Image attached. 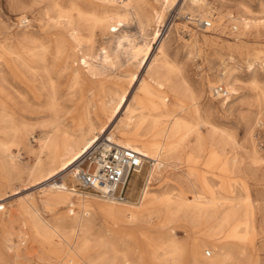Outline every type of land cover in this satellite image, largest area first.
I'll use <instances>...</instances> for the list:
<instances>
[{
    "label": "rangeland",
    "instance_id": "1",
    "mask_svg": "<svg viewBox=\"0 0 264 264\" xmlns=\"http://www.w3.org/2000/svg\"><path fill=\"white\" fill-rule=\"evenodd\" d=\"M210 1L222 7L224 12L230 10L236 17L245 15L257 19L259 25L250 31L227 19L223 25L205 29L199 22L204 20L189 10L190 0H177L174 6L172 0H143L144 15L152 17L156 9L165 14L164 21L153 18L145 35L140 32L135 18L120 28L137 37L140 46L148 44L149 50L144 48L138 58L120 52L119 60L104 71V77L90 75L85 68L82 83L75 88L74 66L82 64L84 57L97 61L104 56L105 50L114 57L116 40L111 42L110 34L99 33L94 48L88 51L85 42L76 43L73 31L65 18H59L57 9L67 11L78 6L89 14L94 5L85 0H0V96L11 102L6 111L0 110V161L5 156L4 137L7 135L11 140L13 136L11 119L20 121L24 118L30 127L33 126L26 144H10L15 156L20 153L22 175L19 172L9 175L0 170V264H17L16 255L20 251L29 256L23 257L20 261L23 264H64L68 250L81 258V264H193L194 259L215 257L218 249L220 253L228 254L227 264H264V0ZM187 16L199 21L189 20ZM29 44L45 45L42 48L48 56L45 55L46 68L36 65L27 69L20 63L15 67L13 57ZM162 44L167 60L184 68L199 94L205 117L228 135L224 156L229 158L233 192L221 190L222 179L205 167L208 151L202 155L200 165L207 182L221 194L219 198L225 205L209 207L208 217H199L198 210L192 206H185L179 213L171 215L181 200H192L201 186L194 185L187 177L185 167L178 169L168 165L152 181L149 211L134 221L113 219L93 210L79 221V214L84 213L77 205L78 197H82L79 195L81 190H77L73 207L45 205L43 193L36 185L38 181L29 176L35 159L27 153L26 147L37 148L43 131L49 132L48 128L40 127L42 115L53 114L45 107L49 96L56 91L60 101L57 111L64 131L74 133L86 128L90 122L97 121V109L90 103L93 94L119 81L129 89L128 105L143 78L148 79L149 65L161 57ZM125 45L129 46V42ZM225 73V84H220L218 79ZM217 85L227 88L231 96L221 98L215 90ZM169 102L174 104L171 99ZM127 105L110 122L103 137H107L125 115ZM152 167L153 162L146 160L141 173L132 178L128 202L140 200ZM8 178L15 180L8 182ZM65 178L75 185L72 175L66 174ZM32 195L36 198L37 213L25 214L23 203ZM97 201L105 202L99 198ZM230 204L239 205L243 213L249 215L244 218L250 221L247 229L219 231L223 212ZM34 218L47 225L40 227V234L33 226ZM22 234L25 239L19 238ZM77 236L80 237L77 245L71 247L70 242ZM172 239L181 246L180 258L169 247ZM203 239L206 243H202ZM69 264H74V259H69Z\"/></svg>",
    "mask_w": 264,
    "mask_h": 264
},
{
    "label": "bare ground",
    "instance_id": "2",
    "mask_svg": "<svg viewBox=\"0 0 264 264\" xmlns=\"http://www.w3.org/2000/svg\"><path fill=\"white\" fill-rule=\"evenodd\" d=\"M86 1L94 5L93 10L89 14L78 6L67 11L58 8L59 18H65V22L71 31H73V38L76 43L80 45L85 42L88 51L94 48L95 37L99 33L105 32L111 35V42L116 40L117 51L113 57L112 54L105 50L104 56H101L97 61H94L93 58L89 60L87 57H84L82 64H77L72 70L73 86L75 88L82 83L85 68L90 75L100 76L105 70L116 64L120 58V52L124 51L131 54L133 58H138L144 48L149 50L148 44L140 46L136 42L137 37L121 30L120 26L124 25L126 21L132 18L138 19L139 30L142 35H145L147 27L153 18L159 22L165 19V14L156 9H154L152 17L151 15H144L143 0ZM176 2L177 0H172L171 5L174 6ZM188 8L200 19L210 20L212 22L211 28L213 29L216 26L223 25L227 19L230 22H236V26L240 24L244 29L248 30L259 25L257 19L244 17L245 15L240 18L236 17L229 9V11L224 12L222 7L214 4V2L212 3L210 0H190ZM213 23H215V26H213ZM235 28L238 29L239 27ZM192 36L193 34L190 35V37ZM210 40L212 41L211 38ZM126 42H129V46L125 45ZM42 46L45 47V45ZM42 46L29 44V46L22 47L21 52H17L16 57L12 59L15 67L16 63H20L22 67L27 69H33L36 65H43L46 68L47 60L45 55L47 53L44 52V47L42 48ZM259 52L261 51L259 50ZM160 53L161 57L154 59L148 67V79L143 78L138 91L128 105L127 95L129 89L123 86L121 82L116 81L106 90L100 89L93 94L90 100V103H93L97 109V121L90 122L86 128L74 133H68L62 129L57 111L60 107V101L56 91L54 90L51 96H49L45 107L49 113L53 112V114L42 115V121L40 122V127L48 128L49 132L43 131L37 148L26 147L27 153L35 159L30 167L29 176L34 177L38 181L36 185L39 189L38 191L43 193V203L45 205H76L74 198L78 194L70 189L69 182L65 178L66 174H70L73 177L72 167L84 153L105 136L109 130L110 122L119 116L126 105L125 115L110 130L108 137L113 144L133 149L142 155L145 161L150 160L153 162V167L147 175V182L142 190L140 200L138 202H110L105 200H103L105 202H100L97 201V197L93 199H87L85 198L86 196L78 197L77 205L81 210H84L83 214H79V221L83 220L86 213L88 214L92 210L99 211L104 216L106 215L113 219L127 218L129 221H134L143 217L151 206L150 186L152 181L161 172V169L167 165L178 169L185 167L187 177L194 181V185L197 186L199 184L201 186L200 192H195L196 195L192 200H181L177 205L176 212H172L171 215L179 213L185 206H192L198 210L199 217H208L210 216L209 207L215 208L217 205H225L224 202L221 203V199L219 198L221 194L207 182L200 165H202V155L208 151L209 157L208 161L204 164L205 167L209 168L215 177L222 179L221 190L233 192L234 178L232 177L229 158H226L227 155L224 156L228 135L224 131H220L221 129L219 130L205 117L199 94L197 95L192 86L193 84L187 78L184 68L180 64L171 63L167 60L163 44L160 47ZM222 61L224 62V60ZM141 65L140 61L139 67ZM225 78L226 73L218 79V82L225 84ZM50 81H53L51 77ZM226 84L229 85L228 83ZM163 91L165 94H163ZM82 96H85V94L82 93ZM2 98L0 99V110L4 112L10 107L9 104L11 102H8V98H6L7 100ZM170 99L174 101L173 105L170 104ZM11 121L13 122V136L11 140L7 135L4 137L5 156L0 161V170L2 173L9 175L19 172L21 176V164L18 160L20 153H18V156H15L11 151L10 144L24 143L29 130L33 126L30 127L24 118L20 121L12 118ZM46 165H48L47 168ZM59 174H63L61 176L62 180L55 179ZM17 179H20V177H17ZM13 180L15 178H8V182ZM79 195L81 196V194ZM35 199L32 195L25 200L22 206L25 214L37 213ZM248 216V214L243 213L239 205L230 204L223 212L219 231L221 232L224 228H230L232 231L238 227H245L247 229L250 221L244 218ZM33 226L36 232L40 234V227L47 225L41 219L34 218ZM19 238L25 239V234H22ZM79 239L80 237L77 236V238L70 242V246L77 245ZM86 242L87 240L85 239ZM202 243H206V240L203 239ZM196 246L194 244V250H196ZM169 247L172 253L180 258L182 249L175 239L170 241ZM219 251L218 249L216 256L211 259H194L193 264H227L228 254H222ZM20 252L16 255L17 264H23V262H20L23 257L29 258L25 252ZM69 259H74V264H81L79 260L81 258L72 252V250L66 251V257L63 258L64 264H69Z\"/></svg>",
    "mask_w": 264,
    "mask_h": 264
},
{
    "label": "built area",
    "instance_id": "3",
    "mask_svg": "<svg viewBox=\"0 0 264 264\" xmlns=\"http://www.w3.org/2000/svg\"><path fill=\"white\" fill-rule=\"evenodd\" d=\"M187 17L195 20L192 16ZM199 22L206 28L212 27L210 20ZM215 90L221 98L231 96L230 91L222 85ZM144 164L145 159L135 150L113 144L108 136L102 137L72 167L75 185L69 183V187L76 193L81 190V196L128 202L131 180L140 173ZM61 176L55 179L62 180Z\"/></svg>",
    "mask_w": 264,
    "mask_h": 264
}]
</instances>
